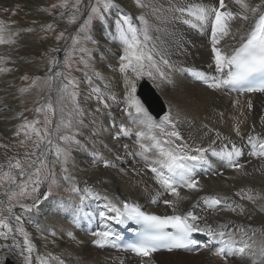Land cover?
I'll return each mask as SVG.
<instances>
[{
  "label": "bare ground",
  "instance_id": "bare-ground-1",
  "mask_svg": "<svg viewBox=\"0 0 264 264\" xmlns=\"http://www.w3.org/2000/svg\"><path fill=\"white\" fill-rule=\"evenodd\" d=\"M14 1L22 2L26 8L19 11L16 4L14 9L19 18L6 23L4 21L6 16H8V18L13 17L12 15L9 16L6 14V9L9 7L10 3ZM89 1L90 0H86V2ZM34 2H36V0H0V21L10 25L12 32H19V35L14 37L16 39L15 44L0 45V57H4L7 60V63H0V67L10 69L8 72H0V166H5L6 171H9V168H6V163H9V161L14 163L17 160L16 157L18 154L21 153L18 152L13 155L11 147H7L2 139H10L11 136L14 135L11 130L15 127H19L18 125L21 123L24 124V122L17 121L19 118V112L16 110L15 104L23 99H27L25 96L19 97L20 93H18V90L23 86L17 88L16 91V85L20 84V82L17 83L16 81L18 79L17 74L24 70L21 67L20 53L22 52L23 47L26 46V40H28L31 35L30 33L32 32L46 31L44 27L46 25L51 24L53 25V29H59V31L65 30L67 34V31L69 32L70 28L77 23V20L74 24L69 23V18L65 16L61 17L63 20L61 24L46 20H38L31 15L27 16L30 11L29 9ZM152 2L157 5H162L164 9H167L169 6V0H152ZM173 2H175V0H173ZM214 2L215 0H183V3L188 5ZM228 2L234 10H239V6L235 5L233 0H228ZM250 2L256 3V0H250ZM115 3L118 7L112 10L109 17V23L102 24L105 28V32L109 36L110 42L109 44L105 41L100 42L102 50H109L111 59L109 61L105 60L103 52L101 50L97 51L101 57L100 62L108 67L106 68V71H108L111 76H104L98 72L103 80L96 79L95 76H93L91 84H89L88 79L85 81L75 102V104L83 111V115H76L74 111L75 105L70 100L66 99L57 105L58 94L56 91L55 94H51L49 88H47L46 94V103H53L50 97L51 95H54V104L58 108V116L55 122L56 126L60 125V131L56 132L55 129L54 131L49 130L51 132L53 145L60 146L68 151L67 163L62 162L61 164L66 165V168L70 173H72L71 170L74 172L76 178V180H74L79 188H84L85 186L90 187L94 192L99 193V198H89L85 200L82 207L79 203V197L75 198L71 196L69 201H67V205L64 207V214L55 213L48 217V241L26 217H21L18 208L15 211L12 209V215L9 217L10 224L15 228L17 225L15 217L19 216L23 222L20 226L28 233L29 239L34 245V251L31 254L32 264H39L38 258L47 259L48 264H59V260H63L64 264H143L141 258L129 252L119 251L117 248L111 246L100 248L94 244L96 238L91 235V232L102 230L100 213L104 212L107 215H111V213L107 212L105 207L109 202L117 206H122L123 202L128 201H130L128 203H134L140 206L142 210H145L148 213L153 212L157 213V215H165L171 214L172 212V209L168 208L163 201L164 199L174 198L168 195L157 197V193L162 192L163 190L156 183L153 174L145 166V162L143 160L142 162L132 160L133 157H131V155L113 148V146L121 144V138L123 136L120 137L119 141L113 139L112 134L114 136L117 127L115 129L110 126V123L107 124V122H109L108 120H112L111 123L115 125L131 121L127 112L124 111L121 74L118 71H113V68H118L119 64L117 63V60L115 61L112 57L118 54V48L121 46L118 41L112 39L116 32L114 21L117 17V13L123 12L132 16L134 22L139 25V21L135 18L141 14V9H138L135 6L134 0H115ZM144 11L150 12V10ZM81 12L82 7L80 14ZM79 15L77 19L79 18ZM21 19L23 22L26 21L27 24L23 26V22L21 23L20 21ZM148 19L152 26L151 35L153 37V39L149 41V48L154 47L156 52L163 53L164 56L169 59L170 63L174 65L172 68H166L161 65L162 70L170 77L172 83L160 84V86L155 85V87L163 96L167 105V110L170 102H174L172 114L176 117L178 113L176 130L180 132V135L183 138L182 142L193 146L207 147L209 142L215 138V132H219L222 136L228 137L239 149H241L243 155L240 157L239 163L244 165L243 172L247 173L246 175H242L241 173L228 168L225 161L209 154L208 160H210V162L213 161L222 165V168L217 171V173H222V175H209L208 169L201 167L199 169L198 178L203 186V191L197 193L181 189V195L186 196L187 199L181 202L180 211L191 208V205L204 195L225 196L236 203L244 205V215H239L230 211H203L201 208H197L196 212L202 216L208 217L210 222L213 223V226H216L219 223H228L229 232L235 231L241 226L244 227L246 229L245 233L236 231V240H243V242L252 245L253 251L258 252L259 249L264 246V211L260 210L261 207L264 206V199H257L255 203H251L247 199L241 200L240 197L235 195V193L239 192L241 189H251L252 191L249 193L250 195L256 196L257 194H260L261 196H264V160L251 155L252 148L247 141V135L253 127H255L257 134H264V127L261 126V117H264V94L250 95L229 93L226 90L218 91V93L208 89L204 84L196 81L189 74V76H182L183 80H180L177 78L178 74L185 68H195L204 71L209 75L214 74V62L207 37L201 35L196 29L183 22L184 19H188L192 23H195L194 18L189 17L186 14L182 16L178 12L173 13L165 11L154 15L150 14ZM243 24V21H234L232 29L233 33L240 34L238 29H241ZM26 25H31L33 31H25L27 29ZM223 43L224 42L222 41V44ZM228 43L234 44L235 42L232 41L231 38H228ZM32 45L40 51V53L46 48L44 42L40 43L30 39L29 46L32 47ZM48 53L50 54L51 51L49 50ZM74 53L76 54V52L72 51V54ZM63 54V50L58 53L59 56H63ZM157 60H159V57H157ZM50 62L51 60L48 61L47 66ZM60 69L61 68H58L57 70ZM145 79L146 77L138 81V84ZM43 81L45 80L37 82V89H39L38 86L44 85L45 82ZM105 83L109 84L108 89L104 87ZM143 86H147L154 92L149 84L145 83L142 87ZM93 87H99L105 96L111 91L119 97V100L116 103H113L111 100L108 101L110 104L109 108L114 109L119 118L113 117V119H110L108 109H104L103 106L98 103L96 95L92 93ZM35 95L36 94H34V96ZM156 100L160 102V105H163L158 95H156ZM249 101L252 104L251 108L248 107ZM145 106L147 107L146 104ZM98 107L101 109L100 112L96 111ZM61 109H63V111H61ZM162 117L163 115L160 118L162 119ZM62 120L65 124L71 120V127L65 128L63 124H61ZM78 120H82L83 123H77ZM160 121L161 120L157 121V123ZM128 125L126 127L129 128ZM237 125L240 127L242 136H236L233 131L234 127ZM73 126L76 130L73 129ZM209 129L213 131H209ZM65 134H75V139L80 141L84 147L80 148L70 142L66 144L61 141L59 136ZM102 135L108 139L103 138ZM105 139L106 142L104 141ZM34 141L37 140L31 137L29 141L26 139L23 143L21 142V144H25L29 150H32L34 148ZM14 143L18 144L17 142ZM145 143L149 142L145 141ZM217 145H219V141L217 142ZM76 147L79 149L76 153L87 154L91 158H89V161H86V166L80 167L82 169H78V166H76V169L74 161L72 160L73 154H76ZM53 150H55V148L52 145H48L45 141L42 147H39V149L34 152H36L37 155L44 153L45 163H49L51 160L50 158L53 156ZM100 152L106 154L103 158L107 160H113V155H116L117 153L124 157L122 161H113L118 164V169H123V171L105 168L102 162L95 165H93V163L90 164L96 158L94 154H100ZM107 152H112V154H109L108 156ZM30 154L27 153L26 155ZM31 157L33 160L36 159V156ZM139 159L141 160L140 157ZM29 161H31V159H29ZM61 161H63V157H61ZM51 163L53 164V176L50 181L51 183H49L51 184L52 192H54L55 182L59 177L58 169L60 168V164H57L54 159ZM68 163H70V166L73 168H71ZM43 170L44 169H42V171ZM13 173H18V170H13ZM135 178L138 180L139 184L136 187H134L136 184L133 186ZM52 181H54V183H52ZM12 186L13 185H10L9 189ZM40 188L42 189L40 190V193H44L48 190V187H42V185ZM18 191L19 188L16 192ZM67 194V192L64 193L66 196ZM2 195H0V197ZM105 197H107V199H105ZM44 202L45 199L41 196L39 204H43ZM9 203H11V201H9L8 197L3 201H0V211L5 210ZM53 204L54 202H50L48 205ZM75 204L77 205L75 206ZM11 205L13 207V204ZM69 205L72 208L69 207ZM74 206L80 207L79 212L75 215L76 217L78 216L79 221L77 229L76 227L71 226L73 222L70 223L71 219L66 216L69 214V209H74ZM3 214L8 216L6 211H3ZM107 223L112 231L119 237L128 231L133 232L137 230V225L134 222L122 225L115 224L114 221H108ZM198 237L202 244L207 241V238L202 235L198 234ZM16 243H19L21 247L23 246V236L15 231L9 233L7 240L0 238V264H5L6 262V264H24V258L20 255L21 249L12 246ZM217 245L218 243H215L210 244L209 247L200 248L197 253L202 254L197 256L194 254L193 256L186 255L189 253L186 251H173L171 253L159 252L153 255L150 264H185V262H187V264L192 262H201L202 264H213L214 262V264H221V261L217 260L215 255L212 256L213 250ZM90 248H92L97 255H102V257L98 256V258L94 259L97 256L92 257V255L89 256L90 259H86L87 256L85 258L83 253ZM104 252H109V255H104ZM25 255H27V253H25ZM51 257H57L59 259L53 260ZM244 259H247V257ZM229 264H241V258L237 257L231 259Z\"/></svg>",
  "mask_w": 264,
  "mask_h": 264
},
{
  "label": "snow or ice",
  "instance_id": "snow-or-ice-1",
  "mask_svg": "<svg viewBox=\"0 0 264 264\" xmlns=\"http://www.w3.org/2000/svg\"><path fill=\"white\" fill-rule=\"evenodd\" d=\"M80 3L81 0H75V4L72 5L74 12L68 20L69 23H76L77 13L80 11ZM134 3L138 9H141V14L135 18L139 21V25L134 22L132 16L118 12L114 21L116 32L112 37L122 47L123 54L119 57V67L113 68V71H118L121 74L124 111L131 118V122L137 125L135 133L136 144L140 151H129L127 144L122 145V147L128 155L139 156L145 162V166L153 174L156 183L163 190L157 193V197L168 195L174 198L164 199L163 201L168 208L172 209V212L171 214L157 215L143 211L140 206L134 203L123 202L122 206H117L109 202L105 207L111 215L101 212L102 230L91 232V235L96 238L94 244L100 248L106 246L119 248L116 243L119 237L112 231L107 222L114 221L118 225L135 222L142 227V231L139 238L135 242L125 245L123 250L141 258L143 264H150L153 254L161 250L169 253L177 250L192 252L215 243H218L219 246L215 248L214 255L223 261L224 264H229L230 259L237 257L241 258V264H264V246L256 252L252 250V245L243 242V240H236V231L245 233L246 229L244 227L241 226L235 231L229 232L228 223H219L213 226L208 217L196 212L197 208H201L203 211H230L244 215V205L236 203L225 196L204 195L196 200L191 205V208L180 211L181 202L187 199L186 196L181 195V189L197 193L203 191V186L198 178L199 169L202 166L209 165V154L225 161L228 168L242 175L247 174L243 172L244 165L239 163V159L243 155L241 149L219 132H215V138L209 142L207 147L193 146L182 142L183 138L180 132L176 130L178 113L176 117L172 114L174 102H170L167 112L163 115L162 120L157 123L153 115L149 113L137 96L138 81L145 77L152 80L156 86L172 83L170 77L162 70L161 65L166 68H172L174 65L170 63L163 53L156 52L154 47L149 48V41L153 37L151 35L152 26L148 16L165 11L178 12L182 16L186 14L189 17H193L195 23L188 19H184L183 22L196 29L201 35L206 36L209 41L210 52L214 62V74L209 75L195 68H185L182 71L213 91L226 90L229 93L235 91L240 94H264V0H256V3H251L250 0H233V3L239 6L238 11L232 8L228 0H215L214 3L196 5L185 4L183 0H175V2L169 0L167 9H164L162 5L153 3L152 0H134ZM56 7L57 5H53V8ZM59 7H68V0H63ZM117 7L115 0H94V3L89 4L86 19L78 26L77 34L71 37V47L65 53L63 67L71 68L69 61L72 51L78 45H81L82 40L93 44L99 43L90 35L93 21L99 20L101 24L109 23L112 10ZM144 10H150V12H145ZM234 21L244 22L242 28L238 29L240 34L233 33ZM44 27L48 31L54 30L51 24ZM25 31L31 32L33 29L28 28ZM18 35L19 32H12L10 25L0 21V45L15 44L16 39L14 37ZM63 38V32L56 36L58 41ZM228 38H231L235 43H228ZM222 41L224 42L223 44ZM56 51H59V49H53V52ZM79 51L89 53V50L82 46L79 47ZM157 57H159V60H157ZM89 59H91L90 53ZM80 62L84 64L85 68H89L88 62L83 57H81ZM0 63H7V60L4 57H0ZM60 67V61L53 57L49 69L51 75L47 76L44 82L50 92L56 86L57 103H61L66 99L70 100L75 105L74 111L76 115L82 116L83 111L75 104L78 85L64 71L57 70ZM8 71L10 69L0 67V72ZM84 75L88 79L89 84L92 83L93 76L96 79L103 80L98 72H92L91 74L85 72ZM23 79L27 80L28 77L25 76ZM38 80L39 78L33 80L30 86L35 87ZM104 87L108 89L109 84L105 83ZM20 91L24 93L28 89L21 88ZM92 93L96 95L98 103L104 109L110 107L109 100L113 103L119 100V97L111 91L105 96L99 87H93ZM248 107H252L250 101L248 102ZM46 108L54 114L55 109L51 102L47 103ZM41 110V108L36 109L37 112ZM96 111L100 112L101 109L98 107ZM108 115L111 116L112 114L109 112ZM38 123L40 122L36 121L32 125L24 126L30 127L31 132L38 138L37 141L33 142L34 147L39 148L46 141L48 145H52L55 148L57 160L60 161L61 157H63L62 162L67 163V149L53 145L51 132L46 127L41 132V129L35 127V124ZM44 123L49 124L52 121L45 118ZM77 123L82 124L83 121L78 120ZM61 124L65 128H70L71 120L67 124L62 120ZM261 126L264 127V117H261ZM55 131H60V125L56 126ZM209 131L213 130L209 129ZM233 131L236 136H242L238 125L234 127ZM131 134L132 129L121 125L118 126L113 139L119 141L121 136L129 137ZM29 139H31L30 136ZM59 139L66 144L70 142L80 148L84 147L80 141L75 139V134H65L59 136ZM145 141L149 143H145ZM218 141L219 145H217ZM247 141L252 148L251 155L264 160V134H257L255 127H253L247 135ZM30 155L36 156V159L32 160L28 165V170L22 168L19 160L14 163L9 161V171H3L2 166H0V185L6 183L8 185H16L20 189L19 192L11 191L6 193L9 201L17 197L30 195L28 191L29 185H31V193H40L42 184L40 179L41 171L47 166L44 153L37 155L36 152H33ZM94 155L97 157L98 162L103 163L105 168L111 169H118L116 162L124 159L119 153L114 156L113 160L103 159L99 153ZM13 170H18L21 177L26 176V181L22 184L18 183L17 176L13 174ZM118 170L123 171V169ZM64 171L67 172V168ZM217 174L222 175V173ZM33 176L36 178L33 179ZM65 179L67 180L68 177L66 176ZM70 191L79 196L80 206H83L84 201L89 198H99V193L94 192L92 188L87 186L84 188L72 186ZM251 191V189H241L235 195L240 197L241 200L247 199L251 203H255L257 199H264V196L260 194L256 196L250 195ZM51 195L52 187L49 184L48 190L36 196L32 204H22L21 206L30 210L37 205L41 196L47 200ZM69 207L71 206L69 205ZM79 210L80 207L75 209L76 212H79ZM260 210L264 211V206ZM3 211H6L8 216H5ZM3 211H0V238L7 240L9 233L13 231L23 236L22 247L19 243L12 246L21 249L20 255L24 258V264H32L31 254L34 251V245L30 241L28 233L20 226L23 223L21 218L19 216L15 217L17 225L13 228L9 221V217L12 215L11 203ZM76 222H79L78 219H76ZM197 234L206 237L207 241L202 244L196 239ZM245 257L247 259H244ZM38 259L39 264H48L47 259ZM51 259L58 260L59 258L51 257ZM59 264H64L63 260H59Z\"/></svg>",
  "mask_w": 264,
  "mask_h": 264
},
{
  "label": "rangeland",
  "instance_id": "rangeland-1",
  "mask_svg": "<svg viewBox=\"0 0 264 264\" xmlns=\"http://www.w3.org/2000/svg\"><path fill=\"white\" fill-rule=\"evenodd\" d=\"M62 2H63V0H36V2H34L32 4V6L30 7V9H29L30 11L28 12L27 16L31 15L32 17H35L38 20H42V21L46 20L49 22H55L56 24H61V22L63 21L61 18L62 16L70 18L73 15L74 9L72 8V5L75 4V0H68V7H59V5ZM90 3H94V0H90L89 2H86V0H81V3L79 5V9L81 11V7H82V12H81V14H80V11H79V13H77V17L80 14L79 18L77 19V23L72 28H70L69 32L67 31V34H66L65 30H64L65 31L64 32L63 30L59 31V29H54L51 31L46 30L44 32L43 31L32 32V33H30L31 35L29 36L28 40H26V46L23 47L22 52L20 53L21 67L24 70H22L19 74H17L18 79L16 81H17V83L20 82V84L16 85V91H17V88H19L20 86H23L22 88H27L28 91L21 93V91L18 90V93H20L19 97L25 96L27 99H23V100L19 101L18 103H16L15 105H16V110H18V112H19V118L17 119V121L18 122H24V124L21 123L20 125H18L19 127H15L13 130H11L14 133V135H12L10 139H2V141L7 147H9V148L11 147V149L13 150V152H12L13 155L18 153V152H21L18 154L19 157L17 156L16 159L21 162V166L25 170H28V165L33 160V158L30 155H26V154L27 153L28 154L33 153L34 151L38 150L39 148L34 147L32 150H29L25 144H21V142H23L26 139H27V141H29L30 140L29 136L32 137L33 139L35 138L36 140H38V138L35 136V134L31 132L30 127H24V126L25 125H32L34 122L39 121L40 123L35 124V127L41 129V132H43V129L45 127L50 131H54L55 126H56L55 121H56V118L58 116V108L54 104V95L53 96L51 95V97H50L53 101L52 104H53L54 109H55L54 114L52 112H49L46 108V105H47V103H46V99H47L46 96L47 95L46 94H47V88H48L47 84L44 83V85L38 86L39 89H37L36 86L35 87L30 86L32 84L33 80H36L37 78H39V80L37 81V82H39L40 80H45L46 77L51 74V72L49 71V69L51 67V62L47 66L48 61L51 60L53 57L55 59H57L58 61L61 60V63H60L61 69L60 70L64 71L65 74L67 76H69V78H73L78 85L76 99L78 98V93L82 89L85 81H87V78L84 75L85 72H89L91 74L92 72L95 71V72H100L104 76H108V77L111 76V74L108 73V71H106V68H108V67L105 66V64L100 62L101 57L97 53L98 50H101L104 54L103 57L105 60L109 61L111 59L109 50L108 49H105V51L102 50V47L100 45L101 41H105V42H107V44H109L110 39H109L108 34L105 32V28L102 26V24H100L101 22L99 20L93 21L91 32H90V35L93 37V39L97 40L99 43L93 44L89 41L82 40L81 45H78L76 47V49L73 50L74 52H76V54L75 53L72 54V56L70 58L69 62L71 64V68L68 69V68L63 67V61H64L65 53L71 47V37L75 36L77 34L78 26L82 23V21L84 19H86V12H87V9H88V6ZM16 4H17V9H19V11L26 8V7H24V4L22 2H19V1L11 2L9 7L6 9V12H7L6 14L9 16L12 15L13 17L8 18V16H6L4 18V21L6 23L10 22L13 19L19 18L15 12V9H14ZM53 5H57V7L53 8ZM20 21H21V23L23 22L22 19ZM25 24H27L26 21L23 22V26ZM26 26H27V29L32 27L31 25H26ZM61 32L64 33V38L58 41L56 39V36ZM27 36H28V34H27ZM30 39H32V41H38L40 43L44 42V46L46 47V48H44L45 51L42 50V52L40 53V51H38L36 48H34L33 45H32V47H30L29 46ZM33 44H34V42H33ZM81 46L89 50V53L91 55V59H89V53H84V52L79 51V47H81ZM53 49H60V50L53 52ZM61 49L64 51L63 56L58 55V53L62 51ZM49 50L51 51L50 54L48 53ZM122 53H123L122 47L120 46L118 48V54L116 56L112 57V59H114L115 61L117 60L118 64L120 63L119 57L122 55ZM81 57H83L84 60H86L88 62L89 68H85L84 64L80 62ZM187 75L188 74L186 72L180 71L177 78H179L180 80H183V77H185ZM25 76L28 77L27 80L23 79V77H25ZM145 83L149 84V86L155 91L156 95H158L160 97L162 104H163L162 105L163 110L159 113L156 112V110H158V109H156V107L154 108V111H149V110L148 111L150 114L155 115V116L153 115V118L156 121L162 120L160 117L167 112V105L165 103L163 96L155 87L156 84L154 82H152V80H150L146 77V79L144 81H142L138 84L137 96L141 100V103L145 106L144 102L142 101L141 97L139 96V89ZM55 87L56 86H54L53 90L51 91V94H55ZM36 90H37V92H36ZM34 94H36V95L34 96ZM57 105H58V103H57ZM37 108H41L42 110L40 112H37L36 111ZM145 108L148 109L146 106H145ZM108 111L112 114L110 116V119H113V117H116V118L118 117L117 113L114 109L108 108ZM45 118H47L48 120H51L52 123L45 124L44 123ZM108 121L109 122H107V124L110 123V126L114 127L115 129H116V127L118 128V126H121L123 124L125 127L129 124L128 125L129 128L132 129V134L129 137H122L121 138V144L118 146H116V145L113 146L114 149L121 151V152H125L122 145L127 144L129 147V151H132V152H138V150L140 151V149H139L138 145H136V141H135V139H136L135 131L137 130V125H134L131 121H127L124 123H118L117 125L111 123L112 120H108ZM73 129L76 130V128L74 126H73ZM18 133H19V135H18ZM26 133H27V135H26ZM102 137H103V135H102ZM112 137H113V134H112ZM103 138L108 139L107 137H103ZM106 139L104 140L105 142H106ZM14 142H17L18 144H15ZM42 145H43V143L41 144L40 148L42 147ZM77 150H79L78 147L75 148V153ZM112 152H107V155L109 156V154H112ZM99 155H100V157L103 158L104 155H106V154H104V152H100ZM114 156L115 155H113V158H114ZM131 157H133L132 160H138V161L142 162V159L140 160L138 156L131 155ZM89 158L90 157L87 154H79V152H77L76 154H73L72 160L74 161L75 168L77 169L76 166H78V169H82L80 167L86 166V161H89L91 159V158L90 159ZM29 159H31V161H29ZM51 161H53V160H50L49 163H46L47 166L44 168L43 171H41L40 179L42 180V184H41L42 187L43 186L48 187L49 184L51 183L50 181H51V178L53 176V164L51 163ZM61 163H62L61 160L57 162V164H60L59 165L60 168L58 169L59 177L57 178V181L55 182L56 188L54 187V192H52V195L48 198L49 200L48 199L45 200V202L43 204H39V202H38L37 205L35 207H32L30 210L25 208V207H22L21 206L22 204H32L33 200L35 199V196L38 194V193H31V185L28 186V191H29L30 195H25L23 197H17L16 199L11 200V204H13L12 209L15 211L18 208V210L21 213V217H26L32 223V225L38 229L40 234H42L43 237L46 238V240L48 239V224H47L48 219H49L48 217L51 214H55V213L64 214V209H65L64 207H65V205H67V201H69L71 196H73L75 198L79 197L78 195L73 194L70 191L72 186L78 187L76 184V181H75L76 178L74 176V172L72 170H71L72 173H70L68 170H67V172H65L64 169L66 168V165L61 164ZM92 163H93V165L99 163L97 157L90 164H92ZM68 165L70 166L71 164L68 163ZM202 167L208 169L209 175H211V174L216 175L217 171L222 168V165L217 163V162H213V161L210 162V160H209V165H205ZM2 168H3V171H6L5 166H3ZM6 168L7 169L9 168V163H6ZM71 168H73V167H71ZM49 173H51V175H49ZM14 175L17 176V181L20 184L24 183L27 179L26 176L21 177L19 175V172L14 174ZM66 176L68 177L67 180L65 179ZM35 178L36 177L33 176V179H35ZM71 178H73V179H71ZM2 185H0V188H1L0 189V195H2L4 191L5 192L0 197V201H3L6 197H8L6 195V193H10L11 191H16L18 189V187L16 185H13L10 189H9L10 185H8L6 183H3ZM138 185H139L138 180H136V178H135L134 182H133V186L136 187ZM40 190H42V189L40 188ZM63 192L64 193L67 192L68 193L67 196L64 195ZM50 202H54V204L48 205ZM128 202H130V201H128ZM76 205L77 204H75V206ZM75 206H74V209H69V214L66 216H68L67 218L71 219L70 223L73 222L71 224V226H74L77 229L78 228L77 226H79V222L78 223L76 222V219H78V216L77 217L75 216L77 214V212L75 211V209L77 207H75ZM53 217H55V216H53ZM42 230H43V232H42ZM218 246L219 245H217L216 247H218ZM199 250L200 249L189 252L186 255H189V256L192 255L193 256V254H194L195 256H197L199 254H202V253H197V251H199ZM93 251L94 250L92 248L85 250L83 253L85 258L87 256L86 259H90L89 256H92V255H93L92 257L97 256L94 259L98 258L99 255H97L95 253V251L94 252ZM214 252H215V249L213 250L212 256L214 255ZM104 255H109V252H104ZM99 257H102V255H100ZM215 258L217 260L221 261L218 257L215 256ZM180 264H183V263H180ZM185 264H187V262H185ZM190 264H202V263L201 262H198V263L192 262ZM213 264H214V262H213ZM221 264H224V262L221 261Z\"/></svg>",
  "mask_w": 264,
  "mask_h": 264
},
{
  "label": "water",
  "instance_id": "water-1",
  "mask_svg": "<svg viewBox=\"0 0 264 264\" xmlns=\"http://www.w3.org/2000/svg\"><path fill=\"white\" fill-rule=\"evenodd\" d=\"M155 91L153 92L151 89H149L147 86H143L141 90L139 89V96L141 97L142 101L145 102L148 109L150 111H154V108L156 107V112L159 113L163 110L162 105H160V102L156 100Z\"/></svg>",
  "mask_w": 264,
  "mask_h": 264
}]
</instances>
